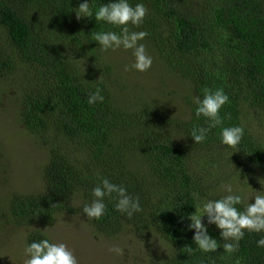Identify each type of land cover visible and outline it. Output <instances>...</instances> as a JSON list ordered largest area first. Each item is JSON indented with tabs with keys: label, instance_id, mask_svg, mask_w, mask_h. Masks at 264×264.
I'll return each instance as SVG.
<instances>
[{
	"label": "trees",
	"instance_id": "obj_1",
	"mask_svg": "<svg viewBox=\"0 0 264 264\" xmlns=\"http://www.w3.org/2000/svg\"><path fill=\"white\" fill-rule=\"evenodd\" d=\"M81 2L0 0V102L15 99L24 134L44 157L31 168L32 189L0 195V234L22 233L26 244L65 214L105 239L126 233L156 240L146 259L124 258L127 264H264V248L256 246L264 233L246 230L233 254L186 250L196 249L186 216L197 196L212 194L192 171L190 156L202 149L232 152L219 144V129L200 144L189 136L205 124L192 103L203 89L229 95L221 109L222 116L231 114L225 125L245 128L233 154L257 172V190L264 184V143L243 121L246 109L264 120V0H143L148 15L131 30L149 33L140 43L162 67L152 64L147 72L124 71L131 50H100L92 32L119 29L77 20L71 11ZM102 2L93 0L94 9ZM143 79L150 90L149 80L155 83L159 99L143 97ZM129 84L137 90L133 99L122 94ZM96 87L105 100L89 105L87 94ZM10 160L1 146L0 181ZM200 170L207 171L206 163ZM103 177L139 196L143 210L129 219L106 199L101 219L84 216L82 207ZM209 232L223 243L214 226Z\"/></svg>",
	"mask_w": 264,
	"mask_h": 264
},
{
	"label": "clouds",
	"instance_id": "obj_2",
	"mask_svg": "<svg viewBox=\"0 0 264 264\" xmlns=\"http://www.w3.org/2000/svg\"><path fill=\"white\" fill-rule=\"evenodd\" d=\"M148 11L143 0L134 5L130 0H106L95 9L93 0H82L71 12H75L77 20L94 19L95 24L101 23L118 28L119 31L92 32V40L105 53L120 49L131 50L133 61L125 65L124 71L147 72L152 67L153 57L147 53L146 45L140 41L149 33L131 29L140 28ZM102 91L100 87L89 91L87 103L89 105L103 103L105 97ZM192 103L195 105V117L197 119L202 117L205 121L204 125L192 128L189 136L193 142L203 143L214 129H219V144L232 149L230 157L234 152L240 151L238 146L245 136V128L238 124L225 125V121L231 119L230 113L221 115V109L230 103L225 90L205 88L202 95L192 98ZM260 184V190L256 189V192L249 193L239 184L223 183L220 185L219 194L197 196L195 210L186 216L189 221L187 229L193 231L192 241L196 249L187 246V252L199 250L202 253H216L222 248L225 254H233L238 251L246 230L249 233H264V184L261 182ZM106 199L115 201V211L129 219L143 210L139 196L130 194L123 184L113 183L107 177H103L92 187L90 202L82 207L84 216L89 220L101 219L106 212ZM210 226L219 230L222 244L210 234ZM40 236L43 238L26 243L23 264H80L75 251L67 243L48 237L46 232H41ZM256 246L264 248V236L256 241ZM108 251L116 256L124 254V249L119 245L109 247Z\"/></svg>",
	"mask_w": 264,
	"mask_h": 264
},
{
	"label": "rangeland",
	"instance_id": "obj_3",
	"mask_svg": "<svg viewBox=\"0 0 264 264\" xmlns=\"http://www.w3.org/2000/svg\"><path fill=\"white\" fill-rule=\"evenodd\" d=\"M153 65L157 71L162 70L159 64L153 63ZM173 83L176 82L172 80ZM149 85L152 90L149 89L146 80L143 79V97L159 99V95L153 90L155 83L149 80ZM136 92L134 86L132 88L129 84L122 94L133 99ZM173 99L177 100V97ZM14 101L15 99L11 102L9 97H3L2 102H0V147L2 146L4 152L11 154L8 166L10 171L0 181L1 197L15 189L20 191L32 189L36 183L30 174L31 168L35 167L38 160L44 158L42 152L24 134L18 115V105ZM9 102L13 105H9ZM14 104L16 105V113L14 112ZM245 106L243 104V107ZM178 112L179 110L177 114ZM246 112L245 118L243 117L244 124L264 143V120L255 119L254 113L247 111V109ZM229 153L218 148L196 151L190 156L192 171L212 194H219L220 185L223 183L239 184L249 193L256 192L258 187L257 172L249 164L242 161L240 157L235 154L230 157ZM203 163H206L207 171L205 172L200 170ZM45 231L50 238L67 243L75 251L80 264H127L124 258L131 260L133 257H136L135 259L139 262L143 258L146 259L143 253L153 246L152 243H156L153 238L149 237L148 243H146L136 240L126 233L117 238L105 239L97 236L82 219L65 214L58 217L57 222ZM113 245H119L124 249L123 256L109 253L108 248ZM25 246V238L22 233L12 231L9 234L1 235L0 264H23Z\"/></svg>",
	"mask_w": 264,
	"mask_h": 264
}]
</instances>
